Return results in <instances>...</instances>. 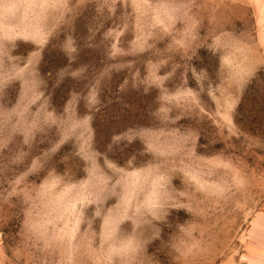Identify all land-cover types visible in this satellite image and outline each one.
I'll return each mask as SVG.
<instances>
[{"label":"rangeland","instance_id":"rangeland-1","mask_svg":"<svg viewBox=\"0 0 264 264\" xmlns=\"http://www.w3.org/2000/svg\"><path fill=\"white\" fill-rule=\"evenodd\" d=\"M0 264H264V0H0Z\"/></svg>","mask_w":264,"mask_h":264}]
</instances>
